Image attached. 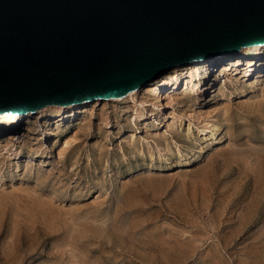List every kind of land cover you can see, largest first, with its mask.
I'll return each mask as SVG.
<instances>
[{
    "label": "rangeland",
    "instance_id": "1",
    "mask_svg": "<svg viewBox=\"0 0 264 264\" xmlns=\"http://www.w3.org/2000/svg\"><path fill=\"white\" fill-rule=\"evenodd\" d=\"M255 54L176 65L134 97L0 136V264H264Z\"/></svg>",
    "mask_w": 264,
    "mask_h": 264
},
{
    "label": "water",
    "instance_id": "2",
    "mask_svg": "<svg viewBox=\"0 0 264 264\" xmlns=\"http://www.w3.org/2000/svg\"><path fill=\"white\" fill-rule=\"evenodd\" d=\"M264 44V0H0V114L125 96Z\"/></svg>",
    "mask_w": 264,
    "mask_h": 264
},
{
    "label": "bare ground",
    "instance_id": "3",
    "mask_svg": "<svg viewBox=\"0 0 264 264\" xmlns=\"http://www.w3.org/2000/svg\"><path fill=\"white\" fill-rule=\"evenodd\" d=\"M261 49H264V44L262 45H253V46H246V47H243L241 48L240 50L236 51V52H227V53H224V54H220L218 56H213L207 59V61H212L214 59H227V61L231 62L232 65H236L237 62L235 61H238V59L240 57H243V56H246L250 53V54H261V57L260 58H264V54H262V51ZM255 54V55H256ZM251 62H250V67L248 68L247 72L248 73H251L252 70H253V67H254V57L253 58H250L249 59ZM201 61V60H200ZM257 61V60H256ZM195 62V61H194ZM203 62H206V61H203ZM193 63V62H192ZM191 64V63H189ZM263 64V63H262ZM259 68V67H258ZM176 69V68H175ZM262 71H260L258 73V76L259 77H264V64L262 65V67L260 68ZM169 69H167L165 72H167ZM175 71V70H174ZM164 72V73H165ZM258 72V71H257ZM163 74V73H162ZM161 74V75H162ZM165 75V74H164ZM249 75V74H248ZM157 78V77H156ZM156 78L154 79H151L146 85H148L149 83L153 82V81H158V80H155ZM159 78V76H158ZM145 86V85H144ZM144 86H141L140 88L138 89H135L131 92H129L128 94H126L125 96L129 95V97L127 98H130V97H134L138 94V92L143 89ZM160 87V86H158ZM205 90V89H204ZM202 91V90H201ZM133 93V94H131ZM158 93V92H157ZM160 95V94H159ZM125 96H122L121 98L125 97ZM121 98H111V99H121ZM96 100H99V99H96ZM96 100H93V101H96ZM103 101H107L108 99H102ZM89 103H92V102H83V103H78V104H71V105H66V106H62V105H49L48 107L45 106V107H42L40 108L39 110H37L36 112H28V113H25V114H13V113H3V114H0V136H10L14 130L19 126L20 124V120L21 119H24V118H29L31 115L35 114V115H38V117H41L43 115L46 114V112L48 111V109L50 108H56L58 109V115L56 116V119H57V122L58 121H62L64 120L66 117L74 114L73 112L75 111V108H79L80 106H83L85 104H89ZM64 109H67L68 112H63ZM46 116V115H45ZM16 131V130H15ZM11 138V137H10ZM13 138V137H12ZM10 140V139H9Z\"/></svg>",
    "mask_w": 264,
    "mask_h": 264
}]
</instances>
